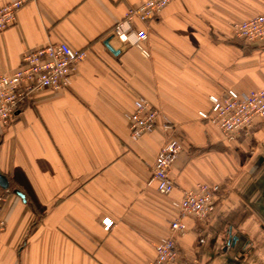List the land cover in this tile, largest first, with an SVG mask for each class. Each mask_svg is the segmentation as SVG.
Returning <instances> with one entry per match:
<instances>
[{"label":"crops","instance_id":"1","mask_svg":"<svg viewBox=\"0 0 264 264\" xmlns=\"http://www.w3.org/2000/svg\"><path fill=\"white\" fill-rule=\"evenodd\" d=\"M22 1L16 24L0 33V74L26 51L62 41L88 56L68 88L38 91L0 126V171L9 180L0 186V264H151L174 202L199 183L222 191L209 218H184L182 255L198 264H264V120L228 143L198 115L211 95L264 86V42L239 39L232 27L264 13V0H171L146 23L133 22L147 32L149 56L135 35L115 34L146 0ZM139 98L181 132L170 194L152 178L167 138L162 118L131 135L126 113Z\"/></svg>","mask_w":264,"mask_h":264},{"label":"built area","instance_id":"2","mask_svg":"<svg viewBox=\"0 0 264 264\" xmlns=\"http://www.w3.org/2000/svg\"><path fill=\"white\" fill-rule=\"evenodd\" d=\"M170 2L171 0H146L138 7L130 8L117 26L115 34L123 40H129L131 35H135L136 46L143 54L149 56V50L143 45V41L148 37L147 32L137 31L133 22L138 19L146 23ZM23 4L22 0H15L0 7V33L16 24L17 14ZM232 27L239 39L264 42V13L235 21ZM87 56V49H75L63 41L23 53L21 62L14 71L0 74V126L9 125L16 112L38 91H59L68 88L79 63ZM209 101L210 108L200 110L198 115L216 125L228 143L249 136L258 120H264V86L248 93L227 89L220 95H211ZM126 117L134 138L154 130L162 118V127L167 138L153 164L152 178L156 181L160 193H172L176 185L171 176V167L183 150L181 132L144 98L136 100L134 109L127 112ZM221 191L222 185L209 183H199L196 187L183 191L182 197L174 202L177 214L170 223V232L157 245L151 264H198L184 257L178 245L180 237L187 232L184 218L192 216L199 221L209 218L216 211L217 196ZM4 199V194L0 192V213ZM102 223L104 228L109 230L114 221L106 217ZM4 226L5 221L0 218V229Z\"/></svg>","mask_w":264,"mask_h":264},{"label":"water","instance_id":"3","mask_svg":"<svg viewBox=\"0 0 264 264\" xmlns=\"http://www.w3.org/2000/svg\"><path fill=\"white\" fill-rule=\"evenodd\" d=\"M111 37H109L108 39H106L105 43L109 46V48L111 50H113L112 47L109 45V41H110ZM0 186L2 188H4V189H6V188L9 187V180H8V178L3 173H1V171H0ZM18 193L21 194L20 192H18ZM21 196H23V195H21Z\"/></svg>","mask_w":264,"mask_h":264}]
</instances>
